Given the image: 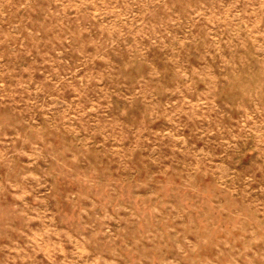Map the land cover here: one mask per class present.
I'll list each match as a JSON object with an SVG mask.
<instances>
[{"label": "rangeland", "instance_id": "rangeland-1", "mask_svg": "<svg viewBox=\"0 0 264 264\" xmlns=\"http://www.w3.org/2000/svg\"><path fill=\"white\" fill-rule=\"evenodd\" d=\"M0 264H264V0H0Z\"/></svg>", "mask_w": 264, "mask_h": 264}]
</instances>
